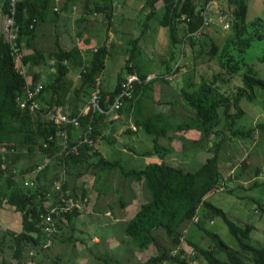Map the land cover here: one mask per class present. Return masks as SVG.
Segmentation results:
<instances>
[{"label":"trees","instance_id":"1","mask_svg":"<svg viewBox=\"0 0 264 264\" xmlns=\"http://www.w3.org/2000/svg\"><path fill=\"white\" fill-rule=\"evenodd\" d=\"M158 3L161 4L159 8ZM75 5L81 6L77 24L83 20L102 21L103 17L107 26L112 24L115 0H64L57 10L54 9L55 0L15 1L16 42L23 52V63L31 74L27 76L30 78L29 87L42 85L36 98L41 108L33 113L18 105L19 100L26 98L24 90L27 80L19 74L9 44L6 41L0 42V210L5 205L9 206L20 218L19 231L0 232V264H76L77 254L64 260L52 256L51 247L44 248L46 235L43 232L42 217L48 212L49 206L58 204L61 196L81 201L86 199L85 206L88 189L82 186L79 192L75 188L69 191L68 181L73 178L79 181L86 175L95 179L102 177L105 184H108V179L117 178L122 184L127 182L139 185L138 196L132 189H129L127 196L119 192L117 197L123 208L133 200L138 201L133 211L128 212L129 217L123 225L112 226L113 231H119L117 234L121 238L117 248L122 251L116 252V247L111 251L104 250L103 257L94 256L100 263L264 264V247L252 243L250 238L254 227L234 223L221 209L207 201V196L218 189V157L214 155L206 159L194 171H187L166 160V156L173 151L170 147L173 135L196 130L201 135V141L203 137L209 138L220 124L221 109L222 116L230 119V124L225 126L230 130L234 116L229 114V101L232 99V105L239 108L243 94L251 99L253 86L264 88V79L259 78L258 73L250 67L239 75L241 67L245 65L243 54L254 39L262 38L258 30L254 34L248 32L249 27L245 22L246 0H144V9L138 13L139 34L129 40L122 70L124 76L118 77L113 89L100 81L109 53L108 36L101 45L85 50L76 45L64 50L57 37L55 50L48 53L47 57L52 64L43 74L45 66H41L40 62L45 60V54L33 46L37 28L44 22L57 23L60 15ZM213 7L218 8V12L213 13L214 17L220 14L227 16L229 35L220 50L212 44L205 54L208 62L217 60L223 71L213 73L209 79L200 75L199 83H194L190 77L183 82L177 94L191 115L187 119L175 121L176 101L168 100L167 97L156 100L153 95L156 87L165 80L156 78L145 82L148 74L143 73L134 63L138 44L150 32L152 24H155L167 37L166 55L169 59L165 65V74H169L177 63L179 70L185 49L192 53H195L196 45L201 49L205 28L209 24L207 16ZM2 10L5 14L11 11L9 0H3ZM259 25L262 22L256 19L250 27L256 29ZM77 35L81 37V31ZM232 48L240 53L241 65H237L230 52ZM133 72L143 82L134 84L132 97L125 100L116 120L91 111L79 117L78 128L72 125L59 126L49 120L48 113L57 111L69 117H77L86 106L97 82L99 106L104 112L108 111L124 77ZM235 76L241 77L242 86L236 89L232 97L224 96L220 92V83H227ZM248 91L251 93L248 94ZM162 105L168 106L166 112L154 110V106ZM126 124H131L134 133L142 136L152 149L149 153L138 152L137 155L156 156V162L140 170H133L126 169L120 160L104 157L106 148L119 144L122 136L133 133ZM121 127H124L123 135H118ZM257 130L264 131V125H257L247 131H231L230 134L251 137ZM62 133L67 136L68 148L80 141L77 154L63 149ZM163 140L167 145L162 144ZM181 140L185 139L181 137ZM193 144L203 145L194 141ZM219 144L220 141H216L210 148ZM127 149L137 153L133 146ZM35 154L48 159V163L42 167L34 162L25 169H17L20 160L34 157ZM245 166L247 163H243ZM39 167L40 170H37ZM258 170L254 169L255 178L258 177ZM260 183L255 182L254 186H263L264 179ZM56 184H60V191H55ZM258 210L264 214V206H259ZM80 214L81 211L73 209L57 216V233L53 243L71 242L75 250L79 249L77 244L86 246L87 243L78 238L81 231H75V222ZM213 216L221 218L227 227L235 242V250L222 241L218 234L206 229L205 222ZM69 231L77 233L73 237H64ZM195 235H199L198 241L194 240ZM164 238L170 247L161 244L160 240ZM201 241H205L204 246L200 245ZM5 249L10 251V261L4 257Z\"/></svg>","mask_w":264,"mask_h":264},{"label":"rangeland","instance_id":"2","mask_svg":"<svg viewBox=\"0 0 264 264\" xmlns=\"http://www.w3.org/2000/svg\"><path fill=\"white\" fill-rule=\"evenodd\" d=\"M143 3L144 0H115V11L111 20L112 24L107 26V21L103 17V20L99 21L100 23L97 22L86 26L87 28L85 29L87 32L83 30L82 37L78 40L79 46L85 50L89 46L95 48L101 45L108 36L109 53L105 62V70L100 75V81L108 86L109 89L114 88L120 75L124 76L122 70L127 58L129 40L136 38L139 34L137 22L138 13L140 9H144L142 8ZM246 4L247 13L245 22L249 27L248 32L254 34L258 30L262 38L260 40L254 39L250 47L243 54L245 65L241 67L239 75L243 74L247 67H250L258 73L259 78L264 79V0H246ZM160 5L158 3L157 8ZM217 12L218 8L213 7L211 13L207 16L209 24L205 28L201 49L198 45L194 48L195 53H192L189 49H185V55L180 63L181 68L178 70L176 78L171 81L165 80L163 83L164 87L161 88L162 93L164 91L163 89H165L168 100L176 101L177 103V107L174 108L175 121L187 119L191 113L181 99H179L176 92L178 88L174 85L177 84V87L182 86L183 82L189 77L194 83H199L201 81L200 75L209 79L213 73L223 71L217 60L212 59L208 62V56L205 54V51L212 44L216 45L220 50L229 35V30L223 28L218 18L213 16V13L216 14ZM256 19H260L262 25L257 26L255 29L252 26L250 27V24ZM78 30L76 28L74 31L78 32ZM149 31L144 40L139 41V50L134 59V63L145 74L155 76L163 75L166 73L165 65L169 59L168 55H166L167 37L164 31L155 24H152V28ZM70 40L71 33L67 32L62 42L71 44ZM230 52L237 62V65H241L240 53L234 48ZM169 65L171 66L172 63ZM171 85L173 88H168ZM241 86V77L235 76L227 83H223L222 85L220 83V92L224 96L232 97L235 95L236 89ZM252 92L254 97L248 91L251 99L247 94L242 95L239 108L232 105V99L229 101L231 103L229 114L234 116L233 125L230 130L225 127L230 124V119L227 120L222 116L223 109H221L219 112L222 118L219 126L209 138L203 137V142L201 141L200 133L196 130L184 134L182 137L185 140L177 137L179 136L178 134L173 135L174 140L170 144L173 151L166 156V160L168 163L181 166L187 171H194L206 159L216 155L218 157L219 171L218 189L207 196V201L221 209L234 223L240 226L252 225L254 227L250 234L252 243L264 247V214L258 210L259 206H264V185L254 186L255 182L261 184L260 182L264 179V131L257 130L251 137L230 134L231 131H247L257 125H264V88L253 86ZM222 133L224 136H222ZM133 135L135 136V134ZM132 136H126L127 138L125 137L121 142H124L127 146L131 145V141L129 140ZM182 141L183 145L181 144ZM193 141L200 142L203 145L194 146ZM216 141H220V144L210 148ZM207 143L210 145H206ZM137 144L133 146L137 151L147 152L148 150H152L149 144L143 141ZM162 144L167 145V142L163 140ZM33 156L20 160L17 164V169H25L29 165H33L34 162H37L42 167L48 163V159L41 157L39 154ZM118 158H121L120 160L126 169L133 170H140L147 164L157 161L156 156H133L128 152ZM109 160H116V157H109ZM243 163H247V166L243 167ZM255 168L259 169V174L256 178L254 174ZM68 182L69 191L75 188L79 192L82 186H88V192H91L92 195L97 193L102 195L101 192H104V194L110 193V188L104 187L103 189L102 177L100 179H92V176L89 175L79 181L73 178L71 180L69 179ZM107 183L108 185H119L114 178L108 179ZM119 188L120 190L122 189L121 187ZM104 194L103 202L98 201L95 205V210L99 211L100 215L94 214V212L91 213L89 210H81V216L75 222V231H81L82 233L80 235L78 234V238H82L84 243H87V246L83 247L77 244L79 249L75 250L71 242H54L50 248L52 256L57 255L66 260L73 257L74 254H77L78 258L75 259L76 264H102L94 256L103 257L104 250L108 249V251H111L114 247L117 248L119 246V240L121 238L117 234L119 231L115 229L113 231L112 226L116 225L120 227L119 223L121 222H114V218H116L114 215L116 214L118 216L119 214H123L118 213L116 195L106 197ZM107 207L112 210L110 213L111 218L102 214ZM123 217H125V214ZM111 223L115 224L112 225ZM205 227L208 231L218 234L222 241L232 250L236 249L235 242L221 218L213 216V218L205 222ZM193 229L194 226L192 227ZM6 230L19 231L20 218L13 208L5 205L0 210V232ZM76 233L69 231L64 237H73ZM110 233H113V235L111 234L110 237H107ZM199 238V235H195L194 240L198 241ZM95 239L99 241V245L97 246L94 244ZM160 242L164 247H170L165 238L161 239ZM200 245L204 246L205 241H201ZM79 250L80 252L78 253ZM115 250L116 252L122 251L121 248ZM10 255V251L5 249L4 257L8 261H10ZM116 257L119 258L118 256ZM131 264L135 263L131 262Z\"/></svg>","mask_w":264,"mask_h":264},{"label":"built area","instance_id":"3","mask_svg":"<svg viewBox=\"0 0 264 264\" xmlns=\"http://www.w3.org/2000/svg\"><path fill=\"white\" fill-rule=\"evenodd\" d=\"M11 4V11L7 14H5L3 19V33L6 39V42L9 44L10 51L14 57L15 62L17 63V66L19 67V74L22 75L27 80V85L24 90L25 99L19 100L18 105L21 109H26L29 112L33 113L41 108V104L37 98V96L40 94L42 90V85L37 84L34 88L29 87V82L27 78V66L23 63V52L18 47L16 42V27L14 24V4L16 0H9ZM219 23L222 25L223 28L228 29V21L227 16L224 14H220L218 17ZM205 25L207 24V20L205 18ZM199 33H196L198 35ZM178 65H174L172 71L169 74L165 75H148L145 79V82L154 80L156 78H162L166 81H171L176 78L177 76V70ZM143 82L137 73H129L124 77V80L122 81L120 85V89L117 92V94L114 97V100L109 108L108 111L104 112L100 108V101H99V82L96 83L95 89L92 91L86 106L80 111L77 117H69L66 114H63L59 111L54 113H48V118L50 121L54 122L55 124L59 126H67L72 125L75 128L79 127V117L85 115L88 111H91L93 113H100L105 114L110 117L112 120H116L118 118V112L122 108L125 100H128L132 97L133 87L135 83H141ZM63 138V149L65 151H72L73 153L77 154V147L79 146L78 143L72 145L70 148H68V142H67V136L66 134H61ZM41 167H39L37 170H40ZM55 191H60L61 186L60 184L55 185ZM86 202V199L80 200V199H74L73 197H69L68 199H65L63 196L58 199V204L55 206H49L48 212L45 216L42 217V226H43V232L46 235V242L44 245V248H49L52 246L53 243V237H55L57 233V227H56V218L60 214L67 213L72 211L73 209H77L78 211H81L84 207V204ZM196 220V219H195Z\"/></svg>","mask_w":264,"mask_h":264},{"label":"crops","instance_id":"4","mask_svg":"<svg viewBox=\"0 0 264 264\" xmlns=\"http://www.w3.org/2000/svg\"><path fill=\"white\" fill-rule=\"evenodd\" d=\"M63 1L55 0L54 9L55 10L59 9L62 6ZM2 7H3V0H0V42L6 41L4 33H3V29H2L3 19H4V16H5V13H3ZM80 15H81V6L80 5H75V6H72V8L68 10V12L61 14L59 20L57 21V23L53 24L51 22H44V23H42V24H40L38 26V28H37L38 29L37 30V37L33 41V46L36 49H38L39 51H41L43 55L45 54V56H44L45 60H42L43 62L42 61L40 62L41 66H45V70L43 71V74L45 73V71L48 70L47 66L48 65L51 66V64H52V61L47 59V57H48V53L53 52L55 50V40L57 39V37H58V41H59L60 47L62 49H64V50H68L74 45L78 46L79 48H82L78 44V40H79V38L82 37V35H81V37L78 36L77 35L78 32H75L74 30L76 28H78L79 29L78 31H81V33H82L83 30L86 31L85 28H87L86 26H88L89 24H94V23H97V22L100 23L99 21H96V20H90L89 22L88 21L86 22V21L83 20L82 22L77 24L76 21H77V19L80 18ZM67 32L71 33V40H70L71 44H69V43L65 44V43L62 42V40L64 38V35ZM88 48H92V46L91 47L89 46ZM29 74H30V71L27 70V76H29ZM27 78H28V80L30 79L29 77H27ZM176 85H174L176 88L181 87V86L177 87ZM163 87H164V84H161L158 87H156L157 89L154 90L153 95H154L156 100L159 99V98H163L164 99L167 96V93H166L165 89H163L164 90L163 93L161 92V90H162L161 88H163ZM168 88L172 89L173 87L171 85V87H168ZM176 92H178V89L176 90ZM252 97H254V95H252ZM154 110L155 111H159V112H166L168 110V106H164V105H162V106H154ZM125 126L128 127L129 129H132V131H133L132 134H135V136L134 135L132 136V134H128V135L122 136V138L119 140V144L112 145L109 148H106L105 154H104V157L106 159H109V157H116V160H120L121 158H118V157L122 156L126 152L132 154L133 156H138L137 155L138 152H146V151H139V150L137 151L136 149L135 150L137 151V153L128 151V149H127L128 147H132V146L136 145L137 143L139 144L140 141H143L146 144H148V143L146 142L145 139L141 138V136L138 135L137 132L134 133L135 129L133 128V126L131 124H129V125L126 124ZM123 129H124V127L120 128V130L117 132L118 135L122 134ZM126 136H132V138L129 140V141H131L130 142L131 145L127 146V144H125L124 142H121V140L122 139L124 140V138ZM182 136H184V134H180L177 137L181 138ZM141 139H143V140H141ZM173 140H174V138H173ZM206 145L209 146L210 144L207 143ZM151 151L152 150H148L147 152L149 153ZM122 164H123V162H122ZM87 176H89V175H86L83 178H85ZM93 178L94 177L92 176V179ZM114 179L117 180V182L119 184L118 186H116L115 184L108 185V184H105L103 182V189H104V187L110 188V193H105L104 194V192H101L102 195H97V194L92 195L91 192H88V196H87L88 197V201H87L86 205L83 207L84 210L82 209V211H86V210L88 211L89 210L91 213L94 212V214L100 215V212L95 210V205H96V203L98 201L103 202V194L106 195V197H109L111 195H114V196L116 195V197H117L119 192H123L127 196V193L129 191V189H132L137 196L140 194L139 185H137L135 183L128 184L127 182H124L122 184V181L118 180L117 178H114ZM93 182H94V180H93ZM119 187H121L122 189L120 190ZM83 188H86L89 191V187L88 186H83ZM104 200H105V198H104ZM136 201H138V199L137 200H133L131 202V204L126 206V208L125 207L123 208V207L120 206L119 198L117 197L118 213L120 212L123 215L125 214V217H123V215H121V214H119L118 216H116V214H115L114 216L116 218H114L115 219L114 222H121V223H119V225H123V223L129 217L128 212L129 211H133ZM85 207H86V209H85ZM111 212H112V210L107 207V209H105V212H102V214L104 213L105 216H109L111 218V214H110ZM80 216H81V214L78 216L77 219H79ZM120 220H122V221H120ZM111 224L113 225L115 223H111ZM108 237H110V236H108ZM94 244L96 246L99 245V241L97 239H95L94 240Z\"/></svg>","mask_w":264,"mask_h":264},{"label":"water","instance_id":"5","mask_svg":"<svg viewBox=\"0 0 264 264\" xmlns=\"http://www.w3.org/2000/svg\"><path fill=\"white\" fill-rule=\"evenodd\" d=\"M42 62H43V61H42ZM47 68L49 69V68H50V66L48 65V66H47Z\"/></svg>","mask_w":264,"mask_h":264}]
</instances>
